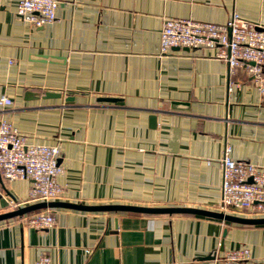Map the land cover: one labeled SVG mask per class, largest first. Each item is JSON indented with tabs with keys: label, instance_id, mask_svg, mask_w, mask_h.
I'll return each instance as SVG.
<instances>
[{
	"label": "crops",
	"instance_id": "1",
	"mask_svg": "<svg viewBox=\"0 0 264 264\" xmlns=\"http://www.w3.org/2000/svg\"><path fill=\"white\" fill-rule=\"evenodd\" d=\"M57 1L41 26L19 18L13 0L0 9V96L12 98L0 118L27 143L58 144L59 200L220 210L226 145L234 159L264 167V96L244 68L207 48L159 51L166 17L224 22L236 12L264 25V0ZM30 183L0 174V213L11 199L28 204ZM51 210L47 228L21 215L0 220V264H35L42 254L50 264H219L241 246L264 264V224Z\"/></svg>",
	"mask_w": 264,
	"mask_h": 264
},
{
	"label": "built area",
	"instance_id": "2",
	"mask_svg": "<svg viewBox=\"0 0 264 264\" xmlns=\"http://www.w3.org/2000/svg\"><path fill=\"white\" fill-rule=\"evenodd\" d=\"M0 0V9L6 2ZM16 15L34 26L55 19L57 0H13ZM174 47L207 48L223 59L230 69L243 67L251 82L264 96V25L246 20L232 12L224 22L197 20L191 17H166L160 30V53ZM12 98L0 96V106L10 105ZM58 144L27 143L23 134L6 118H0V174L7 179L27 178L30 187L26 202L55 200L62 195L57 175L62 171ZM221 166L220 210L240 208L251 216H264V167L236 160L226 145L219 160ZM12 208L19 203L11 199ZM29 227L47 228L55 222L51 208L21 215ZM35 264H50L40 255ZM219 264H252L250 250L241 246L225 251Z\"/></svg>",
	"mask_w": 264,
	"mask_h": 264
},
{
	"label": "water",
	"instance_id": "3",
	"mask_svg": "<svg viewBox=\"0 0 264 264\" xmlns=\"http://www.w3.org/2000/svg\"><path fill=\"white\" fill-rule=\"evenodd\" d=\"M187 48V47H185ZM52 93V92H51ZM117 98L114 96H99L98 100L115 101ZM154 114L150 116L153 118ZM53 208V207H67L79 210H89V211H134L143 212L150 214H176V213H186V214H199L205 215L213 218L222 219L228 222L237 224H264V216H243L239 214H233L229 212H224L222 210H213L207 208H200L195 206H185V205H139V204H126V203H100V204H85L80 202H71L65 200H39L31 202L25 205H19L10 210L0 213V220L10 218L17 215H22L31 211H35L42 208ZM226 230L223 231V234Z\"/></svg>",
	"mask_w": 264,
	"mask_h": 264
},
{
	"label": "rangeland",
	"instance_id": "4",
	"mask_svg": "<svg viewBox=\"0 0 264 264\" xmlns=\"http://www.w3.org/2000/svg\"><path fill=\"white\" fill-rule=\"evenodd\" d=\"M237 210H241L240 208H237Z\"/></svg>",
	"mask_w": 264,
	"mask_h": 264
},
{
	"label": "trees",
	"instance_id": "5",
	"mask_svg": "<svg viewBox=\"0 0 264 264\" xmlns=\"http://www.w3.org/2000/svg\"><path fill=\"white\" fill-rule=\"evenodd\" d=\"M226 222H228V221H226ZM247 225V224H246Z\"/></svg>",
	"mask_w": 264,
	"mask_h": 264
}]
</instances>
